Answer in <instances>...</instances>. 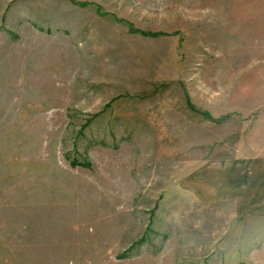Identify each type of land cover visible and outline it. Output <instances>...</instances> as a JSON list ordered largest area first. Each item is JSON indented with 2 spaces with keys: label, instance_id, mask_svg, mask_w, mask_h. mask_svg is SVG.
<instances>
[{
  "label": "rangeland",
  "instance_id": "1",
  "mask_svg": "<svg viewBox=\"0 0 264 264\" xmlns=\"http://www.w3.org/2000/svg\"><path fill=\"white\" fill-rule=\"evenodd\" d=\"M262 158L264 0H0V264H264Z\"/></svg>",
  "mask_w": 264,
  "mask_h": 264
},
{
  "label": "crops",
  "instance_id": "2",
  "mask_svg": "<svg viewBox=\"0 0 264 264\" xmlns=\"http://www.w3.org/2000/svg\"><path fill=\"white\" fill-rule=\"evenodd\" d=\"M204 178L203 190L196 191V185L200 182L201 176H194L196 183L193 188L194 192H202V196L208 201L217 198L225 200V197H229V195L236 196L239 215L252 218L253 228H256L252 235L257 237V240L264 242V158L253 160L250 173L244 171L242 174H237L234 192L229 184H227L228 187H225L220 182V185L217 186V180L212 183L213 181H209L206 175ZM197 188L200 189V187Z\"/></svg>",
  "mask_w": 264,
  "mask_h": 264
}]
</instances>
